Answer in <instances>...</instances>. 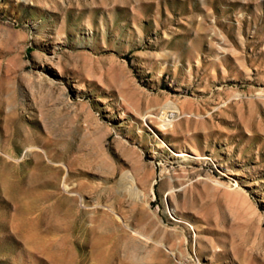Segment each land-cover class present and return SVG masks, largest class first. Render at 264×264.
Returning <instances> with one entry per match:
<instances>
[{"label": "rangeland", "instance_id": "1", "mask_svg": "<svg viewBox=\"0 0 264 264\" xmlns=\"http://www.w3.org/2000/svg\"><path fill=\"white\" fill-rule=\"evenodd\" d=\"M0 264H264V0H0Z\"/></svg>", "mask_w": 264, "mask_h": 264}]
</instances>
